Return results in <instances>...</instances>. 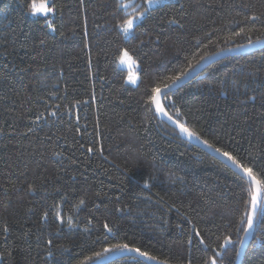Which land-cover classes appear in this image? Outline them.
<instances>
[{"label": "trees", "instance_id": "trees-1", "mask_svg": "<svg viewBox=\"0 0 264 264\" xmlns=\"http://www.w3.org/2000/svg\"><path fill=\"white\" fill-rule=\"evenodd\" d=\"M47 1L55 12L44 17L27 7L42 0H0V264H77L106 246L105 223L158 261L204 264L212 253L188 243L192 228L217 251L218 237L237 239L239 189L229 166L159 119L146 91L174 74L166 68L264 39V0H167L128 36L117 25L144 0ZM122 49L138 64V85L119 67ZM162 102L264 168V48L213 63ZM261 237L264 229L241 264H264ZM236 259L224 254V264Z\"/></svg>", "mask_w": 264, "mask_h": 264}, {"label": "snow or ice", "instance_id": "snow-or-ice-1", "mask_svg": "<svg viewBox=\"0 0 264 264\" xmlns=\"http://www.w3.org/2000/svg\"><path fill=\"white\" fill-rule=\"evenodd\" d=\"M81 3L83 4L84 0H81ZM144 3L147 6L143 7V5H141V7H143L142 11L137 8L136 15L123 19L122 22L117 25V27L123 31L125 36L133 34L134 29L138 27L137 22L141 18H144L146 15H151L154 11H162L164 8L170 7V4L167 3L166 0H144ZM27 7L30 13L35 16L47 17L49 14L55 12V5H49L47 0H42L40 3H32L27 5ZM246 19H250L255 22L259 19V16L253 15L251 17H247ZM168 24L170 26L175 25L179 28H183L184 26L178 19L169 20ZM48 27L51 29L52 23H48ZM243 31L244 29H241V32L236 33V35H240ZM261 43L264 42L260 40H249L248 45H238L235 49H221L218 53H213L209 56H201L200 60H198L196 64L188 63L187 68H166V72L170 70L174 74L164 75L163 78H160L158 74L156 80L152 82L153 86L150 88V91H146V95L149 97L148 104L155 107V112L157 114L162 117H166L168 121L174 124L179 130L180 136L186 137L189 142H193L195 146L200 149V151L207 150L218 154L223 158L224 167L228 168L230 164L233 169L231 171V175L234 177L236 186L239 189V203L243 209L238 223L235 224L237 239L234 240L231 234H225L218 237L220 243L217 245L219 248V251H217L216 249H212L210 245L205 242V239L201 235L200 231L193 226L192 235L189 237L188 243L192 244L193 239H197L198 243L203 246V250L205 252L210 251L212 253V255L208 256L205 260L204 264H224V254L229 249L234 251L236 257H240L248 239L252 238L257 231L264 229V168L254 170L251 160L245 159V157L239 153L233 154L232 151L226 150L224 147L217 146L219 143L218 140L214 143L209 139L202 138L199 132L193 127L187 125L186 123H182L179 119H174L173 115L169 114L166 107L162 103L161 96L163 95L164 99L167 100L171 95H174L175 90L181 87L193 76L196 72V68L201 65V62H203L204 66L211 67L213 63L219 62L214 60L213 57L220 56L221 53L239 51L244 47H254L256 44ZM119 64H127L131 67L136 64V60L132 55H130L127 49H122L120 50ZM3 78L5 77H0V79ZM127 80L128 83L133 85H138L142 82V78L137 77L136 75H129ZM236 87L238 91V85ZM250 99L255 101L256 97L252 96ZM171 106L174 107V105ZM149 111H151V109H149ZM52 115H55V113H52ZM181 115V111L176 109L175 116L180 117ZM41 119L42 116L38 115L33 123L36 124L41 121ZM33 130V128H30L29 132ZM200 146H202V148ZM87 151L91 153L93 152V148L89 147ZM147 187L148 186L145 185V188ZM81 203H83V201H81ZM46 216L47 213H45V217ZM69 227H72L71 221H69ZM225 227L232 228L233 223L229 221ZM103 229L107 233V235L103 237V241L106 246H103L101 251H94L92 255L86 256L84 260L77 261V264H109L110 256H118L125 253H135L137 256L148 261H156L157 264H167V261H157V257L150 255L147 251H142L140 247H136L131 243L119 242L120 239H126V237L120 238L118 231H114L107 223L103 225ZM241 232L244 234L243 236L240 235ZM109 236L113 241L117 242L110 243ZM261 239H264V237H261ZM99 242L100 238L98 237L95 243Z\"/></svg>", "mask_w": 264, "mask_h": 264}, {"label": "water", "instance_id": "water-1", "mask_svg": "<svg viewBox=\"0 0 264 264\" xmlns=\"http://www.w3.org/2000/svg\"><path fill=\"white\" fill-rule=\"evenodd\" d=\"M260 41L264 42V39H261ZM244 45H248V44H244ZM235 48H237V47H233L232 49H235ZM261 48H264V43L256 44L254 47L247 46V47L242 48V49L239 50V51H233V52L221 53L220 56H215V57H213V59L216 60V61H219V60L224 59V58H226V57H228V56H230V55L249 53V52H252V51H255V50L261 49ZM219 52H220V51H219ZM217 53H218V52H217ZM201 69H203V70H201ZM205 69H206V66H204L203 62H201V65L198 66V67L196 68V72L193 74V76H192L188 81H190L192 78H194L195 76H197L199 73H201V72L204 71ZM188 81H186L185 83H187ZM185 83H184V84H185ZM184 84H183V85H184ZM162 96H163V95H162ZM162 96H161V100H162ZM162 103H163V102H162ZM154 108H155V107H154ZM156 114H157V113H156ZM157 115H158L159 119H161V120L164 121L165 123L169 124L171 127H173V128H175L176 130H178V129L175 127L174 124H172L170 121L167 120L166 117H162V116L159 115V114H157ZM178 131H179V130H178ZM190 143H192L193 145H195L193 142H190ZM200 147L202 148V146H200ZM204 151L207 152L208 154H210L211 156L215 157L216 159L220 160L221 162H223V158L220 157L218 154H216V153H214V152H211V151H207V150H204ZM229 167L231 168V165H230V164H229ZM231 169H232V168H231ZM232 170H233V169H232ZM251 239H252V238H249V239H248V241H247V243H246V245H245V247H244V251H243V253L241 254L240 257H237L235 264H241V263H242V260H243L244 254H245V252H246V250H247V248H248V246H249V244H250V242H251ZM122 257H136V258H139V259H141V260H143V261H145V262H148V263H151V264H157L156 261H148V260H146V259H144V258H142V257L137 256L135 253H125V254H123V255L110 256V257H109V262H112V261H114V260H116V259H119V258H122ZM157 261H158V260H157ZM167 264H168V263H167Z\"/></svg>", "mask_w": 264, "mask_h": 264}, {"label": "rangeland", "instance_id": "rangeland-1", "mask_svg": "<svg viewBox=\"0 0 264 264\" xmlns=\"http://www.w3.org/2000/svg\"><path fill=\"white\" fill-rule=\"evenodd\" d=\"M167 1V0H166ZM134 2V0H124V5L125 6H129L130 4H132ZM47 3L49 4L50 2L49 1H47ZM137 4H139V3H137ZM136 4V5H137ZM147 6V5H146ZM154 7H156V6H154ZM33 15V14H32ZM49 15H53V13L52 14H49ZM48 15V16H49ZM35 16V15H34ZM139 21V20H138ZM119 67L120 68H122V69H125L126 71H127V78H128V76L129 75H136L137 77H139V73H138V64H137V62H136V64L135 65H132L131 67L129 66V65H127V64H124V65H120L119 64ZM127 81V83H128V80H126ZM128 84H130V83H128ZM130 85H133V84H130Z\"/></svg>", "mask_w": 264, "mask_h": 264}]
</instances>
